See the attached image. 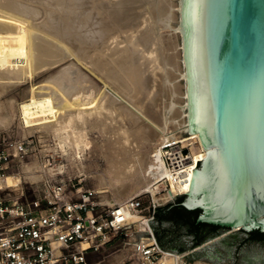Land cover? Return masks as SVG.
Listing matches in <instances>:
<instances>
[{
	"label": "bare ground",
	"instance_id": "1",
	"mask_svg": "<svg viewBox=\"0 0 264 264\" xmlns=\"http://www.w3.org/2000/svg\"><path fill=\"white\" fill-rule=\"evenodd\" d=\"M157 1L0 0V128L16 117L23 134H52L57 149L68 150L79 175H88L83 164L92 142L87 129L99 128L100 118L112 113L116 125L111 121L110 130L104 131L109 135H104H108L105 138L113 148V157L109 156L107 169L90 176H98L97 186L106 188L103 192L110 189L117 202L137 191L149 192L155 202L173 198L187 183L196 160L206 155L199 132L187 130L185 99L183 104H178L177 88L170 83L167 67L179 69L169 62V56L163 52L167 46L160 43L158 29L172 27L174 3L166 2L162 14L156 18L153 11ZM136 7L142 8L136 10ZM65 60H68L66 64ZM61 62L64 64L44 82L36 86L32 83L36 74ZM83 67L100 73L105 84L101 92ZM157 68L164 70L163 82L168 92L158 113L151 96V81ZM26 80L31 83L23 90L20 101L14 95L2 98L4 92ZM96 121L99 124L92 126ZM168 137L190 144L192 159L187 172L175 175L166 168L160 144ZM155 138L157 141L153 142ZM14 152H18L17 146ZM35 160L33 165L22 163L25 177L21 178L33 181L43 178V167ZM62 168L63 165H58L57 172ZM21 178L6 175L0 185L16 191ZM168 185L167 191L158 195ZM13 198L18 202V197ZM131 220H141L144 227L148 224L138 214ZM174 259L173 256L166 261ZM177 259L178 264H183L180 256Z\"/></svg>",
	"mask_w": 264,
	"mask_h": 264
},
{
	"label": "water",
	"instance_id": "2",
	"mask_svg": "<svg viewBox=\"0 0 264 264\" xmlns=\"http://www.w3.org/2000/svg\"><path fill=\"white\" fill-rule=\"evenodd\" d=\"M178 8L187 130L199 132L206 155L161 208L180 202L199 210L196 222L220 228L194 243L177 209L157 221L154 213L152 224L169 218L172 239L191 237V251L241 229L224 239L225 264H264V236L249 232H264V0H179Z\"/></svg>",
	"mask_w": 264,
	"mask_h": 264
},
{
	"label": "built area",
	"instance_id": "3",
	"mask_svg": "<svg viewBox=\"0 0 264 264\" xmlns=\"http://www.w3.org/2000/svg\"><path fill=\"white\" fill-rule=\"evenodd\" d=\"M8 145H0V180L14 171ZM17 146L23 157L27 146L24 142ZM160 150L171 174L190 169L192 151L187 142L168 137ZM56 173L45 178L40 192L17 194L18 202L9 188L0 185V264H101V259L88 262V254L119 238L117 242L130 246V264H178V256L183 259L184 254L157 241L151 221L159 204L153 198L144 204L145 192L107 203L95 188L79 187L81 181L75 176ZM137 214L148 223L142 232L137 221L131 220ZM173 256L174 261H166Z\"/></svg>",
	"mask_w": 264,
	"mask_h": 264
},
{
	"label": "rangeland",
	"instance_id": "4",
	"mask_svg": "<svg viewBox=\"0 0 264 264\" xmlns=\"http://www.w3.org/2000/svg\"><path fill=\"white\" fill-rule=\"evenodd\" d=\"M110 1H117V0H110ZM169 1H172L174 3L173 9H175V11H174V17L175 18L172 20V23H171L172 27L171 28H167V27L159 28L158 32L160 34L161 45L167 46L166 49H163L164 54L168 55L169 56V62L172 65H174L177 69H179V71L173 70L172 67H170V65L167 67L169 74H170V77H171L170 83L171 84L173 83L174 86L177 88V92L175 93V98L178 101V104H183V100L185 99V97H184V95H185V93H184V91H185L184 77L181 75V73H183V56H182L183 50H182V44H181V42H182L181 32L179 31V29H177V26H176V25H178L179 9L177 6L179 4V0H158L157 1L158 2V4H157L158 8L157 7L154 8L153 15H154V12H156L154 16L159 17L160 14H162V12H163L162 8H164L166 5V2H169ZM141 8L142 7H136L135 9L141 10ZM158 10H160V11H158ZM142 28H144V25ZM180 54H181V56H180ZM63 62H65V64H66L68 62V60H65ZM63 62L58 63V64L52 66L51 68L44 70V71H41L40 73L36 74L33 78L32 83L36 86V85L44 82L46 77H49L50 75L55 73L57 71V69L60 67V65L64 64ZM159 66H161V65L159 64ZM83 70L88 74V77H90L89 80L93 81V83L96 84L99 92H101L103 90V88L105 87V84L102 81V76L99 75L100 73H96V74L92 73L91 71H88L86 68H84ZM155 72L156 73L153 75V80L151 81L153 83L151 96L154 97V103H155L154 107L158 113V110L163 108V104L166 101V98L168 97V92H167L165 84L163 82L164 70L157 68ZM30 83H31L30 80H26L25 83L18 85V86H15L12 89H9L8 91L3 93L2 98H7L9 96L14 95L16 97V99L18 101H20L22 99V96H23V90L26 89L27 87H29ZM144 100L146 101L148 99L146 98ZM146 103L149 104V102H146ZM156 106H157V108H156ZM105 114H110V113L105 112ZM115 114L117 115V113H115ZM115 114H114V116H116ZM108 116L109 117L111 116L109 118L110 121L107 118ZM112 117H113V115L111 113L110 115H106V118H104V119L102 117L100 118L99 123L101 122V124H103V125L107 124V125H104L105 127L104 126L102 127V125L99 124L97 122L98 121L97 120L96 122H94L96 125L93 123L94 125L92 124V126H97V124H99V128H98V126L94 127V128L92 126H90L92 128L90 129L88 127V129H87V135H88L89 139H91L92 142H90L89 149H87V151H86V155L83 159V164L85 166V173L88 175H79V173L77 172V167L75 165V162L71 158V156L69 155L68 150L66 152L59 151V149H57V147H56V141L54 140V137H51V136H53L52 134H48V133H44V132L43 133L34 132L33 134H23L21 129L18 127L16 117L14 119H12V121H11L12 123L10 122V124H8L7 126L1 127L2 129L0 128V145L4 142L9 144L8 148H9V151L11 153L10 170H14L13 172L7 173V175L20 176V178H21V176L24 175V172H22L23 165L24 164L25 165L26 164L27 165H30V164L33 165L34 164L33 161L35 159H36L35 162L37 161L43 167V171H44L43 172L44 173V176H43L44 179L41 178L38 181H33L30 179L24 178L25 177V175H24V177L21 178L20 187L18 190L15 191V190H13V188H11V190L9 189V191L11 193H13V197H18L17 194H19L21 191H24L27 193H32L31 190H35L36 193L40 192L42 187H43V183H44L45 178L47 176H53L54 173L57 172L56 167L58 165H63L64 168H62V171L61 172L58 171L59 172L58 174L60 176H63V177H66L67 175L75 176L76 180L79 179L81 181V183L78 185L79 187H86V186L93 187L100 192L99 195H100L101 200H103L107 203L117 202V201H115V197H113V194L111 193L110 189L106 192H103V190H105L106 188L97 186V184L99 185L98 176H95V177L90 176L92 173L97 175V173H102L105 169H107L108 164H106V163H108V160L110 159V157H113L114 151L111 150L113 148H112L110 142H108L109 140L107 139L108 138L107 136L109 134L104 132V131L110 130L111 124L115 123V125H116V121L114 122ZM116 117H118V116H116ZM116 117H114V119ZM101 119L103 120V122L105 120H108L109 122L105 121L107 123H102ZM117 119L120 121L119 117ZM111 121L113 123H110ZM108 123H109V125H108ZM100 125H101V128H100ZM102 128H103V130H102ZM105 128H107V129H105ZM100 129L102 131H100ZM100 132H102V133H100ZM104 133L108 134V135H104ZM183 134H186V132H183ZM102 136L104 138H102ZM105 137H107V138H105ZM52 138H53V140H52ZM155 139L153 140V142L157 141V139L156 140ZM18 142H24L25 145L27 146L26 147V154L23 157H20L19 151L17 153H15L16 151L14 152V149L16 148ZM104 142H105V144H104ZM100 143L101 144L103 143V144L101 145ZM196 145H197V143H196ZM13 146L15 148H13ZM108 146L111 148L108 149ZM104 148H107V149H104ZM150 149H151L150 146H148L147 150L150 151ZM14 153H15V155H14ZM105 153H107L108 155ZM34 157H35V159L32 160ZM23 162H24V164L22 165ZM20 166L22 167V169ZM52 168L54 170L50 171V169H52ZM169 187H170V185L163 188L158 195L165 193ZM129 190H130V192H132L131 188ZM139 192H141V191H137V192L133 193L132 196L135 194H139ZM142 193H144V192H142ZM108 194H109V196H108ZM151 198H152L151 194L149 192H145L143 195L144 204H146V202H148V200H151ZM173 198H176V196ZM173 198L161 199L159 201H156V203L159 204V208H161L170 199H173ZM135 221H137V224H139V225H137V230L142 232V230H144L143 228H145V227L140 224L141 220H135ZM168 221H169V218H164L159 225H155V226H157L160 229L161 238L165 241L166 245L169 247L168 249H170L172 251H176L180 254H184L183 259H182L183 264H190V263H194L196 261H200V262L207 263V264H225V263L231 262L229 241L224 240V239H228L230 236L242 231L241 229L230 230L227 232V234L224 235V237L217 239L213 242H210L206 245H203L195 251H191V237L190 238L172 239V235L177 236V231L174 230L169 224H167ZM153 225L154 224H152V221H151V227H153ZM121 240H122L121 238L117 239L116 241L113 240L106 246L105 249L100 250L98 252H92V253L88 254L87 261L91 262V261L101 259V264H130V262H129L130 246L129 245L123 246L121 242H117V241H121ZM117 243L120 245L119 246L120 249L115 251L114 249H115V245ZM108 251H109V255H107ZM167 262H170V261H167Z\"/></svg>",
	"mask_w": 264,
	"mask_h": 264
},
{
	"label": "trees",
	"instance_id": "5",
	"mask_svg": "<svg viewBox=\"0 0 264 264\" xmlns=\"http://www.w3.org/2000/svg\"><path fill=\"white\" fill-rule=\"evenodd\" d=\"M170 205L166 206L165 208H159L158 207L156 209L155 216H154L156 221L160 220L161 212L163 209H167V210L177 209L180 213H182L184 215H188V216H186V218H182V222L187 225V230L192 233L194 243H198L201 240H203L209 236H214L218 233L220 226L214 225V224H208V223H204V222H196V215L198 214L199 210H197V209L196 210H188V209L184 208L182 205H180V202H178L177 204L171 205V206ZM190 214H192V216ZM174 220L177 221L176 217H174ZM203 227H208L209 230L206 231L205 233H202L201 229H203ZM153 230H154L155 237H156L157 241L159 242V244L162 247L168 249L169 247L166 245L165 241L161 238L160 229L157 226L153 225ZM249 232L252 234L264 236V232L259 231L258 229H254V230H251Z\"/></svg>",
	"mask_w": 264,
	"mask_h": 264
}]
</instances>
